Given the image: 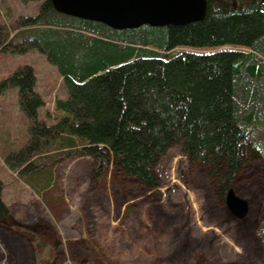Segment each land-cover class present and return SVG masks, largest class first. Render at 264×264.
Instances as JSON below:
<instances>
[{
    "label": "trees",
    "instance_id": "16d2710c",
    "mask_svg": "<svg viewBox=\"0 0 264 264\" xmlns=\"http://www.w3.org/2000/svg\"><path fill=\"white\" fill-rule=\"evenodd\" d=\"M22 1L40 10L0 22V56L38 50L66 92L54 118L41 120L33 67L0 81V95L17 90L33 121L15 166L35 191L49 189L54 160L72 154L93 158L97 178L113 165L154 191L159 160L180 146L228 208L246 164H264V0H206L202 21L125 30L61 14L51 0ZM3 191L0 179V225L10 217ZM256 234L264 260V218Z\"/></svg>",
    "mask_w": 264,
    "mask_h": 264
},
{
    "label": "rangeland",
    "instance_id": "374dc122",
    "mask_svg": "<svg viewBox=\"0 0 264 264\" xmlns=\"http://www.w3.org/2000/svg\"><path fill=\"white\" fill-rule=\"evenodd\" d=\"M40 5L0 0V22L35 15ZM23 66L34 69L45 100L40 117L50 121L56 99L66 97L62 76L30 50L0 56V81ZM32 127L17 90L1 94L0 179L10 217L0 225V264H264L256 236L264 218L261 160L246 164L234 190L248 204L244 217L220 203L207 171L180 146L159 160L157 190L113 165L97 178L93 158L72 154L54 160L52 186L39 193L15 166Z\"/></svg>",
    "mask_w": 264,
    "mask_h": 264
},
{
    "label": "water",
    "instance_id": "95a60500",
    "mask_svg": "<svg viewBox=\"0 0 264 264\" xmlns=\"http://www.w3.org/2000/svg\"><path fill=\"white\" fill-rule=\"evenodd\" d=\"M64 15L100 22L115 30L137 29L149 25L165 27L202 21L206 0H51ZM228 209L238 217L248 213L246 201L234 190L226 196Z\"/></svg>",
    "mask_w": 264,
    "mask_h": 264
},
{
    "label": "flooded vegetation",
    "instance_id": "af4514ba",
    "mask_svg": "<svg viewBox=\"0 0 264 264\" xmlns=\"http://www.w3.org/2000/svg\"><path fill=\"white\" fill-rule=\"evenodd\" d=\"M228 194V193H227ZM227 196V195H226Z\"/></svg>",
    "mask_w": 264,
    "mask_h": 264
}]
</instances>
